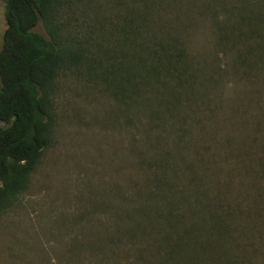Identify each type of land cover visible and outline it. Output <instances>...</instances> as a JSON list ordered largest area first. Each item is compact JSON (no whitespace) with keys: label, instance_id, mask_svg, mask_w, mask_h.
<instances>
[{"label":"rangeland","instance_id":"374dc122","mask_svg":"<svg viewBox=\"0 0 264 264\" xmlns=\"http://www.w3.org/2000/svg\"><path fill=\"white\" fill-rule=\"evenodd\" d=\"M211 17L205 0H69L83 55L0 211V264H264V64L248 67L250 40L222 46ZM4 30L0 0V47ZM172 42L179 78L155 57Z\"/></svg>","mask_w":264,"mask_h":264},{"label":"trees","instance_id":"16d2710c","mask_svg":"<svg viewBox=\"0 0 264 264\" xmlns=\"http://www.w3.org/2000/svg\"><path fill=\"white\" fill-rule=\"evenodd\" d=\"M205 1L214 21L209 26L216 31L222 46L235 51L244 42L242 38L252 42L248 44V54L254 56L255 67L247 65L258 75L264 64V0ZM68 4L69 0H4L5 30L0 47V211L26 189L28 175L51 143L49 109L56 77L83 55L73 45L78 41L76 36L66 30L62 21ZM218 13L225 19L218 21ZM39 23L44 33L35 31ZM181 44H160L155 54L177 74L181 70L173 65L186 66ZM236 59L245 66L241 55ZM246 74L252 77L251 73Z\"/></svg>","mask_w":264,"mask_h":264}]
</instances>
